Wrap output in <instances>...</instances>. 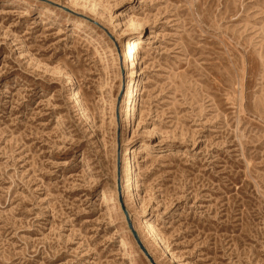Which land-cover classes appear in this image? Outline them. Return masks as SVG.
I'll use <instances>...</instances> for the list:
<instances>
[{
    "label": "rangeland",
    "instance_id": "374dc122",
    "mask_svg": "<svg viewBox=\"0 0 264 264\" xmlns=\"http://www.w3.org/2000/svg\"><path fill=\"white\" fill-rule=\"evenodd\" d=\"M0 264H264V0H0Z\"/></svg>",
    "mask_w": 264,
    "mask_h": 264
},
{
    "label": "bare ground",
    "instance_id": "6f19581e",
    "mask_svg": "<svg viewBox=\"0 0 264 264\" xmlns=\"http://www.w3.org/2000/svg\"><path fill=\"white\" fill-rule=\"evenodd\" d=\"M131 22H132V25L133 26H137L138 24L136 23V20L135 19H131ZM141 44H142V42L140 41V39L139 38H136V39H134V40H132V41H126V43H125V45H124V48H122L123 50H124V55H125V60L127 61H129V59L131 58L133 61H134V59L136 58V57H139L140 56V54H141ZM130 51V52H129ZM123 55V56H124ZM130 55V56H129ZM129 58V59H128ZM130 63V62H129ZM137 75H141V73L138 71L137 73H136V76ZM136 82H137V85H136V90H134V89H132V92L134 93V95L136 96V95H140V90H141V86H142V82L140 81V79H137L136 80ZM130 83H131V81H130ZM131 91V90H130ZM135 91V92H134ZM140 98H139V100H138V98L137 99H135L134 100V105H133V108L135 109L136 108V106H139L140 105ZM77 103H80V101H79V98L77 99ZM128 119V114H126V116H125V119H124V121H126ZM139 149L140 148H138V147H134L132 150H130V153H132V154H137V153H141L140 151H139ZM126 151V150H125ZM125 164H126V162H124ZM124 164V165H125ZM129 164V163H128ZM133 175L132 176H130V183L128 184V191L130 192V193H132L133 191H134V187H133ZM127 188V187H126ZM147 225H148V228H149V230H150V232L152 233V234H154L155 233V228L151 225V223H147Z\"/></svg>",
    "mask_w": 264,
    "mask_h": 264
}]
</instances>
